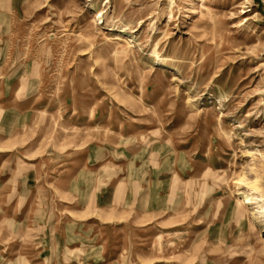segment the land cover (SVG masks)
Returning <instances> with one entry per match:
<instances>
[{
    "label": "rangeland",
    "instance_id": "374dc122",
    "mask_svg": "<svg viewBox=\"0 0 264 264\" xmlns=\"http://www.w3.org/2000/svg\"><path fill=\"white\" fill-rule=\"evenodd\" d=\"M0 264H264V0H0Z\"/></svg>",
    "mask_w": 264,
    "mask_h": 264
},
{
    "label": "bare ground",
    "instance_id": "6f19581e",
    "mask_svg": "<svg viewBox=\"0 0 264 264\" xmlns=\"http://www.w3.org/2000/svg\"><path fill=\"white\" fill-rule=\"evenodd\" d=\"M245 196V195H244ZM247 196V195H246ZM255 213V212H254ZM253 212H251L249 209H246V214H250V215H252L253 216V218L255 217L256 218V216H255V214H254Z\"/></svg>",
    "mask_w": 264,
    "mask_h": 264
}]
</instances>
